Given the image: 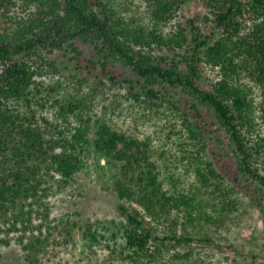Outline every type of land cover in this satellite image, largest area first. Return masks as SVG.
Returning <instances> with one entry per match:
<instances>
[{
    "label": "trees",
    "instance_id": "obj_1",
    "mask_svg": "<svg viewBox=\"0 0 264 264\" xmlns=\"http://www.w3.org/2000/svg\"><path fill=\"white\" fill-rule=\"evenodd\" d=\"M138 1L144 19L119 0H0V225L9 231L22 225L19 242L29 260L47 243L29 230L33 211L43 207L48 215L43 196L54 180L69 183L91 150L115 169L112 189L119 199L140 207L118 205L124 217L120 255L138 264H167L165 251L195 237L211 242L214 230L204 223L218 228L237 206L235 186L207 155L214 121L264 209V142L253 135L254 96L242 80L261 89L264 114V0H198L201 16L181 15L187 0ZM79 40L93 46L94 58L78 57ZM56 52H70L78 67L84 59L112 80L117 75L110 64L129 68L136 78L122 81L134 100L160 114L163 147L89 115L85 97L59 96L57 84L38 81L34 59L56 70V60L44 56ZM203 63L217 68L218 78L206 81ZM178 91L190 99H176ZM30 96L40 100V113ZM187 174L193 175L190 186H179ZM159 224L169 230L160 234ZM80 229L89 246L104 237L90 220ZM191 254L188 248L175 257Z\"/></svg>",
    "mask_w": 264,
    "mask_h": 264
},
{
    "label": "rangeland",
    "instance_id": "obj_2",
    "mask_svg": "<svg viewBox=\"0 0 264 264\" xmlns=\"http://www.w3.org/2000/svg\"><path fill=\"white\" fill-rule=\"evenodd\" d=\"M119 2H124L130 15H135L138 19L146 18L145 5L140 1ZM122 7L124 8L123 5ZM203 13L204 8L198 0H187L186 6L181 10V15L185 14L184 16H201ZM76 44L82 52L78 57L94 58L92 45L81 40ZM44 56L55 59L58 68L54 70L47 62L35 58L33 64L39 71L38 81L51 86L57 84L59 96H73L78 99L85 97L89 115L103 117L117 130L140 139L151 138L154 148L163 147L160 114H154L145 104L134 100L127 85L122 81L123 77L136 78L129 68L120 63L110 64V73L117 75L116 80H112L102 75L100 69L92 68L84 59L80 60L81 67H78L77 59H72L70 52L65 55L56 52ZM201 65L206 81L212 82L218 78L217 68L205 63ZM242 80L254 96L253 135L262 137L264 142V114L260 108L263 101L261 89L247 78L243 77ZM175 98L181 102L190 99L181 91L177 92ZM30 99L35 103L32 108L40 113V100L33 99L32 96ZM206 117L210 121L214 120L210 113H206ZM218 126L214 121L209 127L213 131L208 133L207 155L223 174L225 182L235 186L237 206L227 214L218 228L204 223V227L214 230L211 242L207 243L201 237H195L187 246L165 251L163 261L167 264H264V209L259 204L260 192L257 193L256 186L237 170L235 158L230 153L229 140L222 130L217 129ZM261 159L264 169V148ZM114 170L100 153L94 150L86 153L82 169L74 174L69 183L58 185L54 180L47 195L43 196L42 201L48 206V215L45 216L43 207L33 211L29 230L34 229V234L45 237L47 242L37 259H27L23 244L19 242V237L23 236L22 225H18V231H9L8 225L2 224L0 264H138L119 254L124 240L119 228L124 222V217L118 205L123 203L128 207H140L119 199L112 189ZM181 180L184 184L179 186L187 188L193 180V175L187 174L184 179L182 176ZM165 185L169 186L168 183ZM203 203L210 204L211 201L204 199ZM205 208L209 210L207 206ZM217 214L215 213V216ZM88 220L98 224L99 232L104 235L101 241L93 246H89L81 235L80 227ZM73 222L76 225H73ZM167 226L159 224L157 230L163 234L164 230H169ZM28 233L29 231L25 235ZM188 248L192 250L189 258L175 257L176 252L184 253Z\"/></svg>",
    "mask_w": 264,
    "mask_h": 264
}]
</instances>
